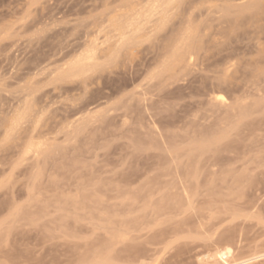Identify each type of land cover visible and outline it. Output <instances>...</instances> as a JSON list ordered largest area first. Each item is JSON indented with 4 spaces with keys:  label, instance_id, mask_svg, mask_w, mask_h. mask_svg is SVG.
I'll return each instance as SVG.
<instances>
[{
    "label": "rangeland",
    "instance_id": "rangeland-1",
    "mask_svg": "<svg viewBox=\"0 0 264 264\" xmlns=\"http://www.w3.org/2000/svg\"><path fill=\"white\" fill-rule=\"evenodd\" d=\"M134 1L0 0V264H264V0Z\"/></svg>",
    "mask_w": 264,
    "mask_h": 264
},
{
    "label": "bare ground",
    "instance_id": "bare-ground-1",
    "mask_svg": "<svg viewBox=\"0 0 264 264\" xmlns=\"http://www.w3.org/2000/svg\"><path fill=\"white\" fill-rule=\"evenodd\" d=\"M174 3L178 4V3H180V1L179 0H135L133 3H130L127 6L126 10L122 13V16L123 15L125 16V15L128 14L125 17V19H124L123 25L118 27L119 29L115 30V31L118 32L117 40H115L116 42L113 44L112 47L116 48L117 49L116 52L118 53V52L123 51L125 46H131L132 47V45L135 43L136 40H139L141 42V39H139L138 37H137L138 38L137 39V38L133 37L134 35L133 36L130 35V32H132V31L135 32V30L137 29L136 27L141 23L142 20H144V22H148V20L143 19V16H144L145 13H148V17H146V18H148V19L150 18V20H151V17L158 16L156 24L153 26V27H155V30H153V31H156L158 29L163 28V26L167 23L169 17L172 16L171 13H174V12H171L170 13L171 16L169 14V12L171 10L175 9L174 7H171V9L169 8V6L172 5V4L174 5ZM172 8H174V9H172ZM137 30H139V29H137ZM191 31H192V29H191ZM183 41H186V40L183 39ZM191 41H192V39H191ZM127 42H129V43L127 44ZM136 45H137V43H136ZM187 45L193 46V44L191 45L189 41L187 42ZM95 47H93V48L90 47L89 49H87L85 51V54L83 53V55H80L71 64V69H70L69 72H66V74H67L66 76H68L70 74H73V73L74 74L77 73L79 75H83L84 76L85 72L88 73V71L94 70L98 66L97 64H95L96 62L94 63V61L96 60V54H95V50L96 49H95ZM190 49H193V47L190 48ZM128 51H130V54H131V50H128ZM108 56H110V55H108ZM181 56H182V54H181ZM181 56H179V58ZM112 57H114V56H110L109 60L112 61ZM173 57H174V59H176L178 56L173 55ZM217 253H218L217 256H219V258L221 260L225 259V261H226V258L228 257V255L230 254L229 250L225 249V248H223V249L221 248V250H219Z\"/></svg>",
    "mask_w": 264,
    "mask_h": 264
}]
</instances>
